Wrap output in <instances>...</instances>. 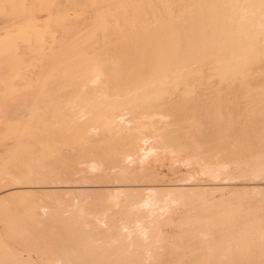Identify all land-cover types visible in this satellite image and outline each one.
Listing matches in <instances>:
<instances>
[{"label":"rangeland","instance_id":"1","mask_svg":"<svg viewBox=\"0 0 264 264\" xmlns=\"http://www.w3.org/2000/svg\"><path fill=\"white\" fill-rule=\"evenodd\" d=\"M6 1L7 0H0V2H4L3 5L0 3V11L3 12L6 9L5 12L0 15V51L5 49V51L3 50L4 52H0V64L3 65H0V83L2 85H0V93L3 89L1 94L2 96L0 98H3L2 100H4L6 105L9 103V101L10 103L8 104V107H1L3 110H8L7 108H9V111H12V115H16L17 112H19L17 115L18 117H23V120H21V124L20 120L14 122L11 120L10 122L12 123H10L9 119L3 120V123H0V156L2 155V158L0 157V264H264V145L261 146V144H264V83L262 86L256 85V82L260 81V79L264 80V78L262 79V76L264 77V73H261L264 72V69H260L263 68L264 65V58H262L263 60H260V56L264 57V54L262 55L264 51L261 50L260 53L257 50L261 44V42L259 43V41H257L258 39L260 40V36H258L260 33H258L257 29L258 24H255V30L254 26L251 25L254 24L249 12L252 0H227V8H229L227 13L230 14L228 18L224 17L221 19L222 23L220 22V27H222L221 29L225 28V30H227L226 32H228L227 36L225 38L221 37L219 41L218 35L215 37L214 41H212V39L209 42L202 41V44L199 43L200 45L198 46L195 42V36L191 39L192 44L194 42V46H196L195 52L191 53L192 55L185 52L184 54L178 55L179 58H177L178 56L174 53V55L167 54L166 56H161L160 58L158 52L153 53V50L148 45L156 41L157 38L152 37L151 35L149 36V34H147L146 28L153 27L152 33H155L160 24H164V26H166L173 23L174 21H177V31L179 33L187 34V32H191V28H185V26L183 27L180 23L182 20H185L188 23L189 21L192 23H198V17L196 16V13H199L200 10L198 11L191 8V3L188 0L182 1L183 4L176 2L178 0H169L170 2H168V0H164L163 5L161 4L162 1L160 0H158V3H155V0H145L144 5L140 4V0H127V2H132H128V5L133 4L132 7L130 6L131 9L129 7L130 11H128V5L125 6L123 10H121V6H118L119 2L124 0H109L108 4H105L104 7L100 5L101 8L99 5L97 7V4H94V6H91L92 4H90L89 7L87 6L88 3H86L85 0H82V3L80 0H75L77 5H75L73 0H60V3L59 0H57V2L56 0H51L48 5L42 1L31 0V2L28 0V2H30L28 3L27 0H23L25 1V4L20 5V9L19 6L17 7L15 5L17 4V0H9L10 2ZM148 1H151L152 5ZM237 1L242 2L244 5L240 2L238 3ZM6 3H10V5H7ZM34 3H36L35 7ZM28 4L29 6L26 8L24 5ZM37 4L38 6L36 8ZM135 4L136 6H134ZM187 4L189 5L187 6ZM49 5H51L52 10L50 9ZM30 6H32L34 10ZM159 6L161 9H159ZM183 6L184 8L186 7L185 11ZM246 6L247 8H245ZM24 7L27 9V11H29V13L32 12L30 16H26V19H23L25 16L23 17V14L19 12ZM38 7L40 8V11L37 10ZM77 7L80 8L78 9ZM155 8L156 10L159 9L160 12H157ZM109 9L113 12L117 11V13L119 11L117 16H120V14L123 12L121 17H116L113 20L116 27L112 25V28L110 26V30H107V33L105 32V37L104 35H100L93 38L91 35H87L92 29L91 25H93L94 20L99 16H106L110 11ZM124 9H126V11ZM149 9L152 11L149 12ZM168 9L170 10V14ZM41 11L43 15L41 14ZM50 12L52 14H49ZM126 14L128 17H126ZM129 14L130 18L132 17V19L129 18ZM170 15L172 16L171 18H169ZM59 18L65 19V27L62 30H52V28H50L51 26L47 28L48 24L46 21H48V19L53 21ZM230 18H232V20ZM8 19H10V21ZM43 19L46 21H43ZM162 19L164 21H162ZM7 20L8 22H6ZM2 21H5L4 23L6 24H4ZM149 21L152 25H150V27L148 25L150 24ZM26 22L30 23L27 25ZM36 22L41 23L42 26L38 23L40 26L35 25V29L34 24H37ZM45 22L47 24L46 26ZM166 22L168 24H166ZM23 23H25L24 26ZM116 23H119L120 26H118ZM224 24L228 28H226ZM18 26H23L24 28L20 27V30L18 29ZM29 26H31V28ZM129 26L138 28V36L136 35L137 37L134 34H130L131 31L129 30ZM246 26L247 28L249 27V30L246 28ZM251 26L253 27L252 29ZM29 28L32 30L30 31ZM34 29L35 31L33 32ZM50 29L51 33L47 31ZM119 29L122 31L120 32ZM154 29H156V31ZM76 32H79L76 37H79L78 39L80 40H74V34ZM228 34L230 36L233 35L231 38L237 36V41L236 37L230 40V38H228L230 37ZM253 34L256 36L254 37ZM129 36L132 37L129 39ZM61 38L65 41H63ZM43 39H45V41ZM103 39L106 40V42L104 40L105 44L103 43ZM228 39L229 42L231 41L233 43H228ZM53 40L56 41L53 42ZM226 40L229 44V47L227 46L228 44L226 43ZM26 41L28 46L25 43ZM28 41L29 43L32 41V43H30L32 46L29 45ZM235 41L237 45L235 44ZM59 42L62 46H59ZM219 42H225L224 44L227 45H224V47H221L220 50H218L220 44ZM115 43H117L116 46ZM213 43L219 44L216 45ZM34 44H37L38 46L35 48ZM121 44L123 46H121ZM254 44H256V51L258 53L255 51V46H253ZM4 45L5 47L7 46L8 49L5 48ZM46 46L48 47L46 48ZM251 46L253 47L252 49ZM263 46L264 43H262L261 49H264ZM18 47L19 49H17ZM32 47L34 49H32ZM38 47H40L42 51L47 49L45 50L47 52L43 51V53H46H44L46 56L41 54L42 52H38V50L40 51ZM28 49H32L31 51L36 53L38 52L42 56L44 55L45 58L36 57L40 55L36 53L33 54V52H30ZM16 50L18 53H14ZM212 50L214 51L211 52ZM221 51L223 53H221ZM250 51L256 52L254 53L255 55L250 54ZM8 52L10 54L12 53L14 58L10 54L9 57L7 54ZM102 52L103 56L101 54ZM200 53L202 54L200 55ZM193 54L195 56L197 54V56L195 57ZM222 54L224 55L223 57L225 60L223 59ZM16 55L17 59H15ZM213 55H215V57L217 56L216 61H212L213 58H215L211 57ZM21 56L23 59L20 58ZM29 56L30 59L28 58ZM52 56L56 58L55 61H52L54 60ZM168 56L172 59L171 64L169 61L171 59ZM192 56H194V58H192ZM24 57L25 59L26 57L28 58L26 59L28 60V63H24L27 65V67L22 64V62H20L26 61ZM84 57L86 59H84ZM187 57L190 58L187 59ZM209 57L210 60L208 61ZM47 58L52 60L49 61ZM182 58L184 60L183 62L181 61ZM158 59L161 60L162 64L161 62L158 63ZM164 59H166L165 61L167 62H164ZM252 59H255L256 61L254 60V62ZM11 60L12 62L15 60L14 62L16 63L17 61L18 63L13 64L14 62L12 63ZM67 61H69L70 64ZM217 61L224 63L221 64ZM44 62L50 63L45 64ZM163 62L165 63L164 65ZM213 62L214 64L207 65ZM35 63L37 65H35ZM173 63L175 66L177 65L176 68ZM198 63L200 64L198 65ZM29 64L32 67H30ZM61 64L62 66H60ZM80 64H82L83 67ZM144 64L146 66H143ZM201 64L204 69H202ZM156 65L160 66L157 67ZM184 65L186 66L183 67ZM220 65L222 66L219 67ZM9 66L11 68L13 67V71H11L12 69ZM21 66H24V68ZM58 66L59 68L56 69ZM109 66L111 68H109ZM215 66L218 67L215 68ZM256 66L259 69L256 68ZM16 67L19 68L17 69ZM54 67L55 70L53 69ZM45 68L49 69L46 70ZM96 68L102 72V77H99V82H94ZM218 68L219 70L216 71ZM19 69L20 73L17 75L16 72H19ZM59 69L60 74L59 71L57 72ZM171 69L174 70L172 71ZM181 69L182 71H178ZM256 69L258 70L256 71ZM199 70L202 73L199 72ZM49 71L52 72L49 73ZM84 71H86L88 74L87 76L84 74ZM190 71H193L192 74ZM235 72H237V74ZM57 73L60 76L56 78ZM61 73L63 76H61ZM195 73L198 74V77ZM11 74H15L17 76L12 75L14 77L13 78L11 77ZM149 74L152 75L149 76ZM48 75L50 78L46 79ZM53 75L55 77L52 79L51 76ZM85 76L87 78H92V81L89 78L88 80ZM191 76H193V78H191ZM66 77L70 79L67 80ZM151 77H153L154 80ZM40 78H42V80ZM55 78L57 80L60 79L58 82H64L58 83L56 82L57 80ZM143 78H146L145 81H143ZM45 79L49 80V82H47V86L50 85L48 90L45 86ZM76 79H79L80 81ZM37 80L39 81V87ZM73 80L75 81L73 82ZM140 80L142 81L139 82ZM165 80L167 82L163 83ZM198 80L203 82H199ZM51 81H54L55 84L53 82L51 83ZM44 82L45 84H43ZM67 82H70V85L67 84ZM75 82L76 85L74 84ZM79 82H81V86H77ZM85 82H87L88 85H86ZM16 83H18V86H16ZM50 83L53 85V87ZM13 84H16L15 90L17 92L13 90L14 86L12 89ZM23 85H25V88H23ZM26 85L28 88H26ZM71 85L75 86H72V88L75 89L70 90ZM139 85H141V87H139ZM54 86H58V89L55 88L58 90L57 92L55 89L51 91ZM62 86H65L64 89H62ZM19 87L24 91H28V94H24V91H22L24 95L20 93L22 94L21 96L18 93L21 90H19ZM132 87H135L136 89L131 90ZM31 88L32 91L30 90ZM40 88L47 91L41 90L42 93L39 95L40 92L37 93V90L40 91ZM106 88L109 89L108 91H111V93H108ZM87 89L89 90L87 91ZM11 91L16 93V96L20 95V99L19 97H15L14 93L13 96V94L10 93ZM43 92H46V94H43ZM76 92L78 93L77 95ZM97 92H99V94ZM7 93H10L11 95H8ZM54 93L57 94L55 95ZM80 93H82L81 95L84 96H81ZM119 93H121L124 97L123 99L126 100V102H124L125 104H123V101H121V103L120 101L117 102V100L115 102L113 101L115 100V98H113L114 96L118 99L117 95ZM36 94L39 95L37 98L38 103V99L43 97V99L40 100L42 104L39 103V106L36 104ZM50 94H54L58 97V99L60 97L62 100L59 99L57 101L56 97L54 101V95H51V97ZM88 94L90 95L87 97ZM94 95L98 96L97 98L99 99H96ZM27 96H29L30 99ZM13 97H15V102ZM24 97L32 101H28L27 99V102ZM72 97H74V100L72 99L71 101L70 98ZM66 99H68V101ZM75 99H77V102ZM81 99L85 100L81 101ZM2 100L0 99V101ZM101 100H103V103L105 101V103L103 104ZM16 102H18V105L20 106H17ZM68 102L70 103L66 104ZM4 103L2 101L1 105H5ZM48 103L51 108L54 107L51 106V103L52 105L53 103L54 105L56 103L58 104H56L57 108H54L56 109L55 112L51 109L52 114L49 111V106L44 109ZM79 103L83 109L78 106ZM111 103L112 106H110ZM34 105L36 109L38 108L37 110L35 109ZM68 105L70 110L72 107H75L71 110L73 113L68 109ZM101 105H103V108ZM24 107L27 108L25 112H23L25 110ZM39 107H42L43 109H39ZM59 107L60 109L63 108L64 111L60 112L61 110ZM111 107H113V109H111ZM66 108L71 114H74L73 117H71L72 115H70L68 111L66 112ZM17 109L19 110L17 111ZM29 109L32 110V113L31 111L29 112ZM176 109L188 111L189 114L187 113L186 115L187 121L186 116L184 119L181 118V116V119H179V117L176 119L174 118L175 121L169 117H164V119L163 117L162 119L159 117L158 119L160 120H158L156 124L157 126L155 125L156 129L154 128L155 126L153 127L150 125L139 130V132H137L138 130H135L131 127L133 125L132 123L128 124L127 121V123L125 122V125L128 124V126L123 125L124 129L120 128V130L118 129L119 131H109L105 130L103 126L101 127L100 122L97 123L98 121L95 120L98 114H108L107 112H109V115H112L120 110H123L122 113H127L131 110L135 113L158 112L164 114L167 113L168 110L176 111ZM33 110L35 114H33ZM41 110H45L44 115H40L43 114V111ZM22 112L25 116L21 115ZM75 112L78 113V115L81 113V116L79 115L78 117ZM27 114L29 116V120L26 116ZM49 114L50 116L52 115L50 117L52 120L49 119V116H47ZM65 114H69L68 116H70V118ZM56 115L61 116L56 117ZM75 115H77V117H75ZM41 116L45 118L48 117V122L44 118H41L45 121H43V123L40 119ZM24 117L27 119H24ZM60 117H62L64 121ZM89 117L90 120H92L90 122ZM57 118H59L61 121L58 122V120H56ZM31 119L35 120L36 124L34 121L32 122ZM77 119H80V124L81 122L84 123L83 125L81 124L84 129L86 128L85 131L83 130L84 133L87 135L90 134V136H93L96 139L93 144L92 142L87 143V141H83L81 139L80 136L83 135L79 134L80 130H73V128H76L78 125ZM85 119L88 121H85ZM259 119L261 120L262 125L260 128L261 132L256 131V124ZM53 120L54 123L56 121L58 124H51V121ZM93 120L95 122H93ZM71 121L75 122L77 125ZM41 123L45 127L47 126V130L44 126L42 128L45 129V133L41 132L43 131L41 130ZM48 123L51 124H49L50 127L48 126ZM23 124L25 126H23ZM30 125H34L36 127H31ZM166 125L167 128L165 127ZM78 126L77 128H79ZM207 126H209V128ZM18 127L20 129H18ZM51 127L53 129L57 128V130H60V132L58 133L56 129L53 130ZM61 127L65 128L64 131L66 132L67 130V133H70L68 130L72 131V133L75 131L73 139H70L72 137L70 134V138H66L69 137V135L64 131H61L63 130ZM26 129L28 131H25ZM31 129L34 130H32V133L30 132ZM209 129L214 131L217 130L215 131V139H217V142L214 140L211 141V137L206 136L207 134L205 132H208ZM35 131L41 133L36 134ZM52 131H56L58 133L56 134L55 132V140L52 138L54 135L52 134ZM158 131L160 132L158 133ZM33 132H35V134ZM46 133H49V137ZM60 133H64L67 136L61 135ZM44 134H46V136ZM59 134L61 135L60 138L57 137ZM86 134H84V136ZM102 134L107 138H103L101 136ZM167 135H173L175 137L174 141L169 142L167 140ZM75 136L77 137L75 138L77 140L74 139ZM45 137L47 139H50L51 137L53 140L50 139V141H48L46 139L45 142ZM63 137L68 140L70 139L72 143H64L65 139H61ZM56 138L59 140V142L56 141ZM80 139L83 143L80 141ZM51 141H53L54 147H50L52 144H50ZM132 143L141 145L145 151H140V154L132 153ZM89 144L92 145L91 149ZM47 147L50 148L48 149ZM151 147L153 148L151 149ZM51 149L52 152H54V155L51 153ZM83 150L94 151V153L92 152V155L95 159L97 158V155L100 154L102 155L105 153L123 151L130 152L131 158L128 161H125L123 158L122 160L124 162L122 161V165L119 164V167H122V169L116 168V171L115 169H111L107 172L108 175L106 174L104 177H107L108 179H102L98 177L102 174L100 172L101 170H98V167H96L95 164L93 165L95 169H93V167H91L92 162L87 166L85 165V168H82L81 165L86 163L84 160L89 159L82 157ZM47 154L54 156L56 159H50L52 156H49V158ZM3 156L5 158H3ZM220 157L223 160V164L221 165L222 167L220 166V171L216 173L211 172L208 168V165L215 163L216 159ZM37 158H39V160ZM81 160L84 161V163H80L79 165L81 169H84L87 175L94 174V178L96 175H98L96 178L98 177L102 180L100 181V179L97 178L99 180L98 181L93 178L95 181H97L95 184L93 183L94 181H92V183H87L86 180L82 182L81 179H79L80 181L76 180L75 182L73 181L75 178L70 181H64L60 178L59 180L58 177H56L58 173L57 171L63 172L65 171L66 167L68 168H66V171L70 170L72 167H77L76 165ZM96 163H98V161ZM123 163H126L127 167ZM120 170H122V173H120ZM83 174L84 173L78 174V176H84ZM10 175L12 176L10 177ZM46 175L48 176V179ZM113 175L116 177L118 175L119 178L115 177V179L113 178ZM49 176L57 178L58 180L54 178H51L50 180ZM6 178L7 181L4 180ZM1 181L3 182L1 183ZM6 182H8V184ZM14 183L15 185H13ZM90 184L93 185L95 189L81 188L84 186H91ZM50 185L58 187L77 186L80 188H73L72 190L70 189L71 191H69L67 194L63 192L60 195H57V193L53 196H49L48 194L42 192V190H48V187H51ZM33 186L36 187L34 188ZM32 189H34V191ZM65 195L69 197V200L64 204L58 203L63 200ZM58 204H60L61 207ZM156 224L158 227L156 226L155 228L156 236L154 237V231L152 227ZM140 225L142 230L140 229ZM42 227L45 228V231Z\"/></svg>","mask_w":264,"mask_h":264},{"label":"bare ground","instance_id":"2","mask_svg":"<svg viewBox=\"0 0 264 264\" xmlns=\"http://www.w3.org/2000/svg\"><path fill=\"white\" fill-rule=\"evenodd\" d=\"M7 1H9V0H7ZM6 1V2H7ZM31 1V0H30ZM37 1H42V2H44V3H47V5L49 4V2L51 1V0H37ZM74 1V3H75V5H77L76 3L77 2H75V0H73ZM77 1V0H76ZM82 0H80V2H81ZM125 1V2H124ZM124 1H121V2H119V7L121 6L122 8H121V10H123V8L125 7V6H127L128 5V2H130V1H128L127 2V0H124ZM160 1H162L161 2V4L163 5V1L164 0H160ZM160 1H159V3H160ZM171 1V0H170ZM169 0H168V2H170ZM182 1H186V0H178V1H176V2H180V3H182ZM190 3H191V8H193V9H195V10H200L199 11V13H196V16L198 17V20H197V22L198 23H192V22H190L189 21V23L188 22H186L185 20H182V22L180 23L183 27L185 26V28H191V32H187V34H181V33H179L177 30H178V27H177V21H174L173 23H171V24H169V25H166V26H164V24L163 25H159V28H157V31H156V29H154L156 32L155 33H152V28H148L147 26L149 25V27H150V25H151V23H150V21H149V23L150 24H145V25H147L146 27V29H147V34H149V36L151 35L152 37H155V38H157V40L156 41H154V42H152V43H150V45H148L152 50H153V53H157L158 52V54L160 55L159 56V58L162 56V57H164V56H166L167 54L168 55H171V54H176L177 56L178 55H181V54H184L185 52L187 53V54H191V53H194L195 52V49H196V46H194V42H193V44H192V41H191V39L192 38H194L195 36H196V40H195V42H196V44H197V46L198 45H200V44H202V41H210L211 39H212V41H214L215 40V37L216 36H218L219 35V41H220V39H221V37L222 38H225L226 36H227V33L228 32H226L227 30H225V28L224 29H221L222 27H220L221 26V19L222 18H224V17H226V18H228V16H229V14L230 13H227L229 10V8H227V5H228V3H227V0H188ZM230 1V0H229ZM228 1V2H229ZM232 1V0H231ZM10 2V1H9ZM27 2H28V0H27ZM26 2V3H27ZM32 2V1H31ZM56 2H57V0H56ZM55 2V3H56ZM85 2L86 3H88V5L87 6H89L90 4H92L91 6H94V4H97V7H98V5L100 6V5H102L103 7H104V5L105 4H108V2H109V0H85ZM149 3H151V1H148ZM167 2V1H166ZM238 2V1H237ZM240 2V1H239ZM238 2V3H239ZM251 2V1H250ZM0 3H2V5H3V3L4 2H0ZM17 4H15L17 7L19 6V9H20V5H23V4H25V1H23V0H17V2H16ZM28 3H30V2H28ZM59 3H60V0H59ZM78 3H79V1H78ZM82 3V2H81ZM85 3V4H86ZM130 3H132V2H130ZM129 3V4H130ZM144 3H145V0H140V4H143L144 5ZM147 3V2H146ZM155 3H158V0H155ZM240 3H242V2H240ZM7 4V3H6ZM9 5H10V3H8ZM7 4V5H8ZM35 4L36 3H34V7H35ZM80 4V3H79ZM79 4H78V6H79ZM110 4V3H109ZM111 4H113V3H111ZM183 4V3H182ZM243 4V3H242ZM1 5V6H2ZM31 5V4H30ZM114 5V4H113ZM151 5H152V3H151ZM161 5V6H162ZM167 5V4H166ZM178 5V4H177ZM180 5V4H179ZM189 4H187V6H188ZM244 5V4H243ZM26 8H28L27 6H29V4L28 5H24ZM37 6H38V4L36 5V8H37ZM40 6V5H39ZM55 6V5H54ZM80 6H81V4H80ZM96 6V5H95ZM114 6H116V5H114ZM117 6V7H118ZM132 7L133 6V4L132 5H128V11H130L129 10V7ZM134 6H136V4L134 5ZM139 6V5H138ZM153 6H154V4H153ZM180 6H182V5H180ZM179 6V7H180ZM25 7L24 8H22L19 12H21L23 15V19H26L28 16H30L31 15V13H29V11H27V9H25ZM30 7H32V6H30ZM49 7H50V9H51V5H49ZM48 7V8H49ZM53 7V6H52ZM82 7V6H81ZM90 7V6H89ZM97 7H96V9H97ZM105 7H107V6H105ZM108 7H109V5H108ZM118 7V8H119ZM131 7H130V9H131ZM163 7H166V6H163ZM171 7V6H170ZM176 7V6H175ZM240 7V6H239ZM33 8V7H32ZM36 8H35V10H36ZM54 8V7H53ZM55 8H57V7H55ZM78 8V7H77ZM80 8V7H79ZM78 8V9H79ZM84 8V7H83ZM100 8H101V6H100ZM148 8V7H147ZM146 8V9H147ZM183 8H184V6H183ZM182 8V9H183ZM235 8H236V5H235ZM245 8H247V6L245 7ZM4 9V8H3ZM2 9V10H3ZM40 8L38 7V9L37 10H39ZM46 9V8H45ZM85 9V8H84ZM90 9H92V8H90ZM153 9V8H152ZM159 9H161V7L159 6ZM159 9L158 10H156V8H155V10L158 12L159 11ZM169 9H171V8H169ZM168 9V10H169ZM181 9V10H182ZM185 9H186V7L184 8V11H185ZM1 10V9H0ZM6 10V9H5ZM5 10L3 11V12H5ZM32 10V9H31ZM33 10H34V8H33ZM42 10V9H41ZM52 10V9H51ZM54 10V9H53ZM56 10H58V9H56ZM67 10V9H66ZM74 10H75V8H74ZM108 10V9H107ZM110 10V9H109ZM120 10V9H119ZM125 11H126V9H124ZM132 10H133V8H132ZM239 10V9H238ZM40 11V10H39ZM39 11H38V14H39ZM59 11V10H58ZM63 11V10H62ZM135 11V10H134ZM146 11V10H145ZM149 12L150 11H152L151 9H149L148 10ZM155 11V12H156ZM197 11V12H198ZM245 11V10H244ZM247 11V10H246ZM1 12V11H0ZM3 12H1V14L0 15H2V13ZM47 12H48V9H47ZM53 12V11H52ZM133 12V11H132ZM154 12V13H155ZM160 12V11H159ZM234 12V11H233ZM249 12H250V14H248V15H250V17H251V19H252V21H253V23L254 24H251V25H253L254 26V30L256 29V27H255V24H258L257 26V29H258V33H260V35H258V36H260V40L258 39L257 41H259V43L261 42V44L259 45L260 47L258 48V46H257V50L260 52L261 50H263L264 51V49H261V45H262V43H264V0H252V3H251V6H250V8H249ZM248 12V13H249ZM20 13V14H21ZM105 13V12H104ZM125 13V12H124ZM128 13V12H127ZM136 13V12H135ZM145 13V12H144ZM168 13V12H167ZM178 13V12H177ZM180 13V12H179ZM243 13V12H242ZM247 13V12H246ZM245 13V14H246ZM7 14V13H6ZM37 14V15H38ZM41 14H42V11H41ZM48 14V13H47ZM49 14H52L51 12L49 13ZM119 14V11H118V13H117V11L116 12H113L112 10H110L109 11V13L105 16V15H103V16H99L97 19H95L94 20V22H93V25H91L92 26V29L88 32V34L87 35H91V37H93V38H95V37H97V36H100V35H104V37H105V34L107 33L106 31L107 30H110V26L113 28V26L114 27H116L114 24V19L117 17H121V15L123 14V12H122V14H120V16H117ZM133 14V13H132ZM146 14V13H145ZM148 14V13H147ZM151 14V13H150ZM157 14V13H156ZM160 14V13H159ZM169 14H170V10H169ZM181 14V13H180ZM198 14V15H197ZM244 14V15H245ZM3 15H5V14H3ZM43 15V14H42ZM41 15V16H42ZM127 15V14H126ZM172 15H174V14H172ZM247 15V14H246ZM19 16H21V15H19ZM27 16V17H26ZM45 16V15H44ZM125 16V15H124ZM135 16V15H134ZM144 16H146V15H144ZM149 16V15H148ZM151 16H153V15H151ZM162 16V15H161ZM1 17V16H0ZM13 17V16H12ZM16 17H18V16H16ZM37 17H39V16H37ZM126 17H128V15L126 16ZM172 16L170 15V17L169 18H171ZM243 17H245V16H243ZM14 18V17H13ZM32 18V17H31ZM31 18H29V19H31ZM129 18H130V14H129ZM144 18V17H143ZM149 18V17H148ZM155 18V17H154ZM183 18V17H182ZM19 19H21V18H19ZM18 19V20H19ZM39 19V18H38ZM46 19V18H45ZM45 19H43V21H46ZM52 19V18H51ZM51 19H48V21H46L47 22V24H46V22H45V26L47 25V28H49L50 26V28H52V30L53 29H55V30H58V31H60V30H62L65 26V19H63V18H59V19H55V20H53V21H50ZM121 19V18H120ZM123 19V18H122ZM126 19V18H125ZM130 19H132V17L130 18ZM135 19V18H134ZM147 19V18H146ZM231 20H232V18H230ZM246 19V18H245ZM9 21H10V19H8ZM8 20L6 21V22H8ZM14 20V19H13ZM13 20H12V22H13ZM32 20V19H31ZM34 20V19H33ZM119 20V19H118ZM149 20V19H148ZM154 20V19H153ZM228 20V19H227ZM15 21V20H14ZM17 21V20H16ZM37 21H40V20H37ZM43 21H42V23H43ZM116 21V20H115ZM129 21V20H128ZM143 21H144V19H143ZM162 21H164L163 19H162ZM235 21H236V18H235ZM234 21V22H235ZM250 21V20H249ZM3 22V21H2ZM5 22V21H4ZM3 22V23H4ZM119 22V21H118ZM221 22V23H220ZM225 22V21H224ZM223 22V23H224ZM251 22V21H250ZM256 22V23H255ZM3 23H1V24H3ZM27 23V22H26ZM30 23V22H29ZM29 23H27V25L29 24ZM37 23V22H36ZM39 23V22H38ZM34 24V26L35 25H39V24H41V23H39V24ZM133 23V22H132ZM134 23H135V20H134ZM133 23V24H134ZM146 23V22H145ZM4 24H6V23H4ZM15 24V23H14ZM33 24V23H32ZM32 24H30V25H32ZM117 24V23H116ZM131 24V23H130ZM133 24H132V26H133ZM166 24H168L167 22H166ZM231 24V23H230ZM230 24H228V25H230ZM25 25V23H23V26ZM26 25V26H27ZM113 25V26H112ZM118 26H120L119 25V23L117 24ZM155 25V24H154ZM226 25H227V23H226ZM23 26H20L21 28L23 27ZM40 26V25H39ZM38 26V27H39ZM41 26H42V24H41ZM136 26V25H135ZM140 26V25H139ZM152 26V25H151ZM158 26V25H157ZM180 26V25H179ZM224 26H225V24H224ZM19 27V26H18ZM20 27L18 28V29H20ZM30 28H31V26H29ZM33 27V26H32ZM67 27V26H66ZM130 27V26H129ZM182 27V28H183ZM226 27V26H225ZM231 27H232V25H231ZM24 28V27H23ZM29 28V30L31 31L32 29H30ZM180 28V27H179ZM226 28H228V27H226ZM233 28V27H232ZM246 28H247V26H246ZM249 28V27H248ZM247 28V29H248ZM253 27L251 26V29H252ZM35 29H36V26H35ZM35 29L33 30V32L35 31ZM231 29V28H230ZM2 30V29H1ZM14 30V29H13ZM21 30V29H20ZM26 30V29H25ZM67 30V29H66ZM68 30H69V28H68ZM115 30V29H114ZM120 30V29H119ZM129 30L131 31V33L130 34H134L135 36L137 35L138 36V28H136V27H130L129 28ZM233 30V29H232ZM249 30V29H248ZM49 33H51L50 31H51V29L50 30H47ZM64 31V30H63ZM122 30H120V32H121ZM9 32V31H8ZM71 32V31H70ZM106 32V33H105ZM146 32V31H145ZM183 32V31H182ZM247 32V31H246ZM4 33V32H3ZM57 33V32H56ZM79 32H76L75 34H74V40L76 39V40H80V39H78L79 37H76V35L78 34ZM109 33V32H108ZM128 33V32H127ZM143 33H144V31H143ZM229 33H230V31H229ZM250 33V32H249ZM2 34V33H1ZM60 34V33H59ZM126 34V33H125ZM231 34V33H230ZM257 34V33H256ZM31 35H32V33H31ZM129 35V34H128ZM229 35V34H228ZM234 35H235V33H234ZM249 35V34H248ZM24 36H26V35H24ZM83 36H85V35H83ZM136 36V37H137ZM230 36V35H229ZM231 36H233V35H231ZM231 36L230 37H228V38H230V40H232V38H231ZM253 36L255 37L256 35H254L253 34ZM109 37H111V36H109ZM130 37H132V36H129V39H130ZM236 37V41H237V36H234V38ZM262 37V38H261ZM47 38V37H46ZM57 38H58V36H57ZM233 38V39H234ZM249 38V37H248ZM28 39V38H27ZM62 39V38H61ZM60 39V40H61ZM132 39V38H131ZM138 39V38H137ZM250 39V38H249ZM255 39V38H254ZM253 39V40H254ZM4 40V39H3ZM33 40V39H32ZM44 41H45V39H43ZM63 40V39H62ZM68 40V39H67ZM70 40V39H69ZM104 40L105 39H103V43H104ZM120 40V39H119ZM194 40V39H193ZM225 40V39H224ZM224 40H222V41H224ZM0 41H1V39H0ZM43 41V42H44ZM54 41H56V40H53V42ZM63 41H65V40H63ZM63 41H62V43H63ZM111 41V40H110ZM201 41V42H200ZM221 41V42H222ZM236 41H235V44L237 45V43H236ZM68 42V41H67ZM79 42V41H78ZM105 42H106V40H105ZM116 42V41H115ZM125 42V41H124ZM131 42V41H130ZM255 42V41H254ZM26 43V45H27V41L25 42ZM28 43H29V41H28ZM30 43H32V41L30 42ZM30 43H29V45H30ZM47 43V42H46ZM52 43V42H51ZM56 43V42H55ZM54 43V44H55ZM60 43V42H59ZM117 43H119V42H117ZM117 43H115V46H116V44ZM132 43V42H131ZM200 43V44H199ZM220 43V42H219ZM219 43H217V44H219ZM225 43V42H224ZM224 43H220L219 44V49L218 50H220V48L221 47H224ZM226 43H227V40H226ZM228 43H233V42H229V39H228ZM227 43V44H228ZM9 44H10V42H9ZM48 44H49V42H48ZM65 44V43H64ZM63 44V45H64ZM70 44V43H69ZM72 44V43H71ZM105 44V43H104ZM103 44V45H104ZM195 44V45H196ZM208 44V43H207ZM213 44H216V43H213ZM216 44V45H217ZM226 44V45H227ZM250 44V43H249ZM8 45V44H7ZM40 45V44H39ZM51 45V44H50ZM61 45V43L59 44V46ZM133 45V44H132ZM135 45H136V43H135ZM225 45V46H226ZM28 46V45H27ZM26 46V47H27ZM30 46H32V45H30ZM36 46H38L37 44L35 45L34 44V47L36 48ZM54 46V45H53ZM62 46V45H61ZM69 46V45H68ZM79 46V45H78ZM118 46V45H117ZM121 46H123L122 44H121ZM213 47H215L214 45H212ZM228 47H229V44L227 45ZM250 46V45H249ZM253 46H255V51H256V44H254ZM4 47H5V45H4ZM48 46H46V48H47ZM74 47V46H73ZM93 47V46H92ZM112 47H114V46H112ZM128 47V46H127ZM200 47V46H199ZM205 47V46H204ZM208 47V46H207ZM238 47V46H237ZM264 47V46H263ZM0 48H1V46H0ZM5 48H7L8 49V47L6 46ZM39 49H40V51L38 50V52H42L41 54H44L45 52H47V51H45V50H47V49H45V50H43V51H45L44 53H43V51L41 50V48L40 47H38ZM55 48H56V46H55ZM62 48V47H61ZM79 48V47H78ZM98 48H99V46H98ZM105 48H107V47H105ZM104 48V49H105ZM217 48V47H216ZM216 48H214V49H216ZM253 47L251 46V49H252ZM6 49V50H7ZM12 49V48H11ZM17 49H19V47L17 48ZM32 49H34L33 47H32ZM31 49V50H32ZM65 49V48H64ZM63 49V50H64ZM76 49V48H75ZM92 49V48H91ZM208 49H209V47H208ZM224 49V48H223ZM228 49V48H227ZM4 51H5V49H3ZM3 50H1L0 52H2ZM29 50V49H28ZM28 50H26V51H28ZM31 50H29L30 52H33V51H31ZM106 50V49H105ZM200 50V49H199ZM217 50V49H216ZM232 50V49H231ZM3 51V52H4ZM35 51V50H34ZM60 51V50H59ZM74 51V50H73ZM92 51V50H91ZM96 51V50H95ZM94 51V52H95ZM102 51H104V50H102ZM114 51V50H113ZM207 51H209V50H207ZM214 50H212L211 52H213ZM226 51H228V50H226ZM235 51V50H234ZM7 52V51H6ZM5 52V53H6ZM17 52V50L14 52V53H16ZM36 53V52H33V54L34 53H36V54H39L40 55V53ZM80 52V51H79ZM112 52V51H111ZM131 52V51H130ZM196 52H198V51H196ZM251 52V51H250ZM257 52V51H256ZM256 52H251L250 54H254V53H256ZM18 53V52H17ZM24 53H25V51H24ZM28 53V52H27ZM56 53H59V52H56ZM97 53V52H96ZM100 53V52H99ZM206 53V52H205ZM221 53H223L222 51H221ZM233 53H235V52H233ZM258 53V52H257ZM261 53V52H260ZM1 54V53H0ZM2 54H4V53H2ZM8 55L10 54L9 52L7 53ZM20 54V53H19ZM29 54V53H28ZM32 54V55H33ZM36 54H35V56H36ZM46 54V53H45ZM44 54V55H45ZM80 54V53H79ZM102 54V56H103V52L101 53ZM109 54V53H108ZM173 54V55H174ZM202 53H200V55H201ZM216 54V53H215ZM248 54V53H247ZM264 54V52L262 53V55ZM7 55V56H8ZM10 55H12V53L10 54ZM10 55H9V57H10ZM15 55V54H14ZM24 55V54H23ZM44 55L42 56V55H40V56H36V57H44ZM48 55H49V53H48ZM84 55V54H83ZM107 55V54H106ZM192 55V54H191ZM194 55V54H193ZM199 55V54H198ZM204 55V54H203ZM207 55V54H206ZM230 55V54H229ZM255 55V54H254ZM253 55V56H254ZM261 55V54H260ZM13 56V55H12ZM11 56V57H12ZM24 56H26V55H24ZM28 56V55H27ZM46 56V55H45ZM51 56V55H50ZM88 56V55H87ZM90 56V55H89ZM101 56V57H102ZM195 56V55H194ZM194 56H192V58H194ZM196 56H197V54H196ZM195 56V57H196ZM224 55L222 54V57H223ZM232 56V55H231ZM231 56H229V57H231ZM249 56V55H248ZM53 57V59L54 60H52V59H50V60H52V61H55V59L56 58H54V56H52ZM64 57H66V56H64ZM81 57V56H80ZM169 57V56H168ZM174 57H176V56H174ZM204 57V56H203ZM208 57V56H207ZM211 57H215V55H213V56H211ZM220 57H221V55H220ZM219 57V58H220ZM227 57V56H226ZM233 57V56H232ZM242 57V56H241ZM261 57V59L260 60H263L262 58H264V57H262V56H260ZM13 58H14V56H13ZM12 58V59H13ZM19 58V57H18ZM20 58H22L23 59V57L21 56ZM29 59H30V56L28 57ZM27 57H26V59H28ZM45 58V57H44ZM44 58H42V59H44ZM98 58H100V57H98ZM109 58V57H108ZM142 58V57H141ZM166 58V57H165ZM170 58V57H169ZM177 58H179V56L177 57ZM190 58V57H189ZM188 57H187V59H189ZM217 56L215 57V58H213V60L212 61H216L217 59ZM253 58V57H252ZM11 59V58H10ZM15 59H17V55L15 56ZM24 59H25V57H24ZM25 59V60H26ZM36 59H38V58H36ZM42 59H41V61H42ZM48 60H49V58H47ZM66 59V58H65ZM75 59V58H74ZM80 59V58H79ZM84 59H86L85 57H84ZM101 59V58H100ZM162 59V58H161ZM171 59V58H170ZM175 59V58H174ZM187 59H185V60H187ZM198 59V58H197ZM205 59H207V58H205ZM223 59H224V57H223ZM232 59V58H231ZM230 59V60H231ZM238 59H240V58H238ZM33 60V59H32ZM31 60V61H32ZM39 60V59H38ZM49 60V61H50ZM71 60V59H70ZM90 60V59H89ZM88 60V61H89ZM166 59H164L163 61L164 62H167V61H165ZM168 60V59H167ZM176 60V59H175ZM179 60V59H178ZM195 60V59H194ZM210 60V57H209V59H208V61ZM225 60V59H224ZM244 60V59H243ZM242 60V61H243ZM253 60V59H252ZM255 60V59H254ZM253 60V61H254ZM256 60H257V58H256ZM255 60V61H256ZM2 61V60H1ZM15 61V60H14ZM13 61V62H14ZM45 61V60H44ZM82 61V60H81ZM87 61V62H88ZM102 61V60H101ZM170 61V64H171V62H172V59L171 60H169ZM182 62L184 61L183 60V58H182V60H181ZM193 61V60H192ZM196 61V60H195ZM200 61H201V59H200ZM254 61V62H255ZM11 62H12V60H11ZM12 62V63H13ZM20 62H22V64H26V63H28V60H26L25 62L24 61H20ZM19 62V63H20ZM67 62H69V61H67ZM66 62V63H67ZM78 62V61H77ZM128 62V61H127ZM159 62H161V60H159L158 59V63ZM163 62V65L165 64ZM176 62V61H175ZM188 62V61H187ZM187 62H185V63H187ZM217 62H219V61H217ZM227 62V61H226ZM237 62V61H236ZM244 62V61H243ZM252 62V61H251ZM258 62V61H257ZM6 63V62H5ZM16 63H18L17 61H16ZM15 62L13 63V64H16ZM45 63V62H44ZM48 63H50V62H48ZM48 63H45V64H48ZM54 63V62H53ZM65 63V62H64ZM194 63V62H193ZM206 63V62H205ZM205 63H204V65H205ZM208 63V62H207ZM219 63H221V62H219ZM224 62H222L221 64H223ZM250 63V62H249ZM259 63H260V61H259ZM24 64V65H25ZM43 64V63H42ZM68 64V63H67ZM66 64V65H67ZM69 64H70V62H69ZM161 64H162V62H161ZM169 64V65H170ZM184 64V63H183ZM200 63H198V65H199ZM203 64V63H202ZM202 64H201V66H202ZM210 64H214V62L213 63H209V64H207V65H210ZM258 64V63H257ZM257 64H255V65H257ZM0 65H2V64H0ZM35 65H37L36 63H35ZM80 65H82V64H80ZM110 65V64H109ZM124 65V64H123ZM173 65H174V63H173ZM192 65V64H191ZM194 65H195V63H194ZM227 65H228V63H227ZM3 66V65H2ZM11 66V65H10ZM9 66V67H10ZM26 67H27V65H25ZM29 66H30V64H29ZM53 66V65H52ZM60 66H62V64L60 65ZM63 66H64V64H63ZM143 66H146L145 64L143 65ZM157 67L158 66H160V65H156ZM175 66V65H174ZM174 66H172V67H174ZM177 66V65H176ZM176 66H175V68H176ZM181 66V65H180ZM180 66H178V67H180ZM186 65H184L183 67H185ZM206 66V65H205ZM222 65H220L219 67H221ZM20 67V66H19ZM19 67H16L17 69L19 68ZM21 67H23L24 68V66H21ZM30 67H32V66H30ZM29 67V68H30ZM35 67V66H34ZM74 67V66H73ZM82 67H83V65H82ZM198 67H200V66H198ZM211 67V66H210ZM216 67H218V66H215V68ZM225 67V66H224ZM1 68V67H0ZM11 68V67H10ZM13 68V67H12ZM11 68V69H12ZM16 68H14V69H16ZM28 68V69H29ZM57 68H59V66L58 67H56V69ZM61 68H63V67H61ZM89 68H90V66H89ZM109 68H111L110 66H109ZM155 68V67H154ZM153 68V69H154ZM213 69H215L214 67H212ZM256 68H258L257 66H256ZM3 69H5V68H3ZM10 69V70H11ZM46 69V68H45ZM47 69H49V68H47ZM46 69V70H47ZM51 69V68H50ZM54 70H55V67L53 68ZM72 69V68H71ZM81 69V68H80ZM92 69H93V67H92ZM182 69H184V68H182ZM182 69L181 70H178V71H182ZM201 69V68H200ZM202 69H204L203 68V66H202ZM202 69H201V71H202ZM212 69V70H213ZM225 69V68H224ZM259 69V68H258ZM258 69H256V71L258 70ZM260 69H264V65H263V68H260ZM2 70V69H1ZM6 70V69H5ZM4 70V71H5ZM24 70H26V69H24ZM85 70H88V69H85ZM169 70V69H168ZM172 70V69H171ZM174 70V69H173ZM172 70V71H173ZM219 70V68L216 70V71H218ZM11 71H13V69L11 70ZM14 71H16V70H14ZM53 71V70H52ZM52 71H49V73L50 72H52ZM59 71V74H60V69L59 70H57V72ZM68 71H70V70H68ZM91 71V70H90ZM131 71H133V70H131ZM152 71V70H151ZM171 71V72H172ZM197 71V70H196ZM200 70H199V72H201ZM204 71V70H203ZM209 71V70H208ZM226 71V70H225ZM228 71H230V70H228ZM227 71V72H228ZM235 71V70H234ZM255 71V72H256ZM260 71V70H259ZM21 72H22V70H21ZM24 72V71H23ZM31 72V71H30ZM36 72V71H35ZM46 72V71H45ZM55 72V71H54ZM66 72V71H65ZM65 72H64V74H65ZM74 72V71H73ZM89 72V71H88ZM189 72V71H188ZM191 72V74H192V72L193 71H190ZM210 72V71H209ZM211 72H214V71H211ZM232 72V71H231ZM0 73H1V71H0ZM14 73V72H13ZM18 73H20V69H19V72H16V74L18 75ZM33 73V72H32ZM31 73V74H32ZM63 73V72H62ZM62 73H61V76H63L62 75ZM67 73V72H66ZM90 73H92V72H90ZM119 73V72H118ZM163 73H165V72H163ZM176 73H178V72H176ZM186 73V72H185ZM184 73V74H185ZM197 73V72H196ZM195 73V74H196ZM202 73V72H201ZM200 73V74H201ZM229 73V72H228ZM236 74H237V72H235ZM253 73H254V71H253ZM252 73V74H253ZM262 74L264 73V72H261ZM3 74V73H2ZM7 74V73H6ZM47 74V73H46ZM45 74V75H46ZM84 74H86V76L88 75L87 73H86V71H84ZM101 74H102V72H100V70H98L97 68H96V70H95V80H94V82H99L100 81V79H99V77L101 76ZM160 74V73H159ZM187 74H189V73H187ZM227 74V73H226ZM255 74V73H254ZM257 74V73H256ZM1 75V74H0ZM9 75V74H8ZM7 75V76H8ZM15 75V74H11V77H13V76ZM17 75H15V76H17ZM44 75V76H45ZM52 75V74H51ZM119 75V74H118ZM150 75H152V74H149V76ZM169 75V74H168ZM171 75V74H170ZM180 75H181V73H180ZM190 75V74H189ZM58 76H60V75H58V73H57V76H56V78L58 77ZM70 76V75H69ZM68 76V77H69ZM85 76V77H86ZM91 77H93L92 75H90ZM130 76V75H129ZM141 76H142V74H141ZM149 76H147V77H149ZM164 76H166V75H164ZM194 76V75H193ZM193 76H191V78H193ZM196 76L198 77V74H196ZM227 76V75H226ZM225 76V77H226ZM249 76V75H248ZM252 76H254V75H252ZM251 76V77H252ZM257 76H258V74H257ZM55 76L53 75V76H51V78L53 79ZM68 77H66L67 78V80H69L68 79ZM102 77V76H101ZM136 77V76H135ZM186 77L188 78V76L186 75ZM185 77V78H186ZM228 77V76H227ZM230 77V76H229ZM250 77V78H251ZM256 77V76H255ZM259 77V76H258ZM14 78V77H13ZM43 78V77H42ZM42 78H40L41 80H42ZM47 78H50L49 77V75H48V77H46V79ZM55 78V79H56ZM72 79H74L73 77H71ZM87 78V77H86ZM91 81H92V78H90V77H88ZM87 78V79H88ZM151 78H153V77H151ZM190 78V77H189ZM195 78V77H194ZM201 78V77H200ZM199 78V79H200ZM202 78H204V77H202ZM254 78V77H253ZM252 78V79H253ZM264 77L262 76V79H263ZM12 79V78H11ZM11 79H10V81H11ZM15 79H16V77H15ZM45 79V81H46V89L48 90V88L50 87V85L49 86H47V82H49V80H46ZM62 79V78H61ZM71 79V80H72ZM81 79V78H80ZM83 79V78H82ZM85 79V78H84ZM88 79V80H89ZM126 79V78H125ZM135 79H137V78H135ZM144 79V78H143ZM142 79V80H143ZM146 79V78H145ZM145 79L143 80V81H145ZM148 79V78H147ZM167 79V78H166ZM206 79V78H205ZM7 80V79H6ZM13 80V79H12ZM33 80V79H32ZM36 80V79H35ZM51 80V79H50ZM57 80V79H56ZM58 80H60V79H58ZM58 80L56 81V82H58ZM63 80H65V79H63ZM67 80H65V81H67ZM76 80H79V79H76ZM102 80V79H101ZM138 80V79H137ZM142 80H140L139 82H141ZM153 80H154V78H153ZM168 80V79H167ZM227 80V79H226ZM251 80V79H250ZM249 80V81H250ZM257 80H258V78H257ZM15 81V80H14ZM31 81V80H30ZM75 80H73V82H74ZM80 81V80H79ZM85 81H86V79H85ZM199 82L201 81V80H198ZM6 82V81H5ZM13 82V81H12ZM12 82H11V84H12ZM37 82H38V87H39V81L37 80ZM42 82V81H41ZM54 83L55 84V82L54 81H51V83ZM60 83H62V82H64V81H59ZM58 82V83H59ZM70 82H72V81H70ZM70 82L68 83L67 82V84H69L70 85ZM163 82V81H162ZM167 81L165 80V82H163V83H166ZM201 82H203V81H201ZM213 82V81H212ZM6 83H8V82H6ZM15 83V82H14ZM36 83V82H35ZM50 83V84H51ZM66 83V82H65ZM84 83V82H83ZM86 83V85H88V83L87 82H85ZM102 83H103V81H102ZM150 83V82H149ZM148 83V84H149ZM152 83V82H151ZM160 83V82H159ZM204 83H205V81H204ZM263 83H264V80H261L260 79V81H258V82H256V85L257 86H262L263 85ZM9 84V83H8ZM17 84V85H16ZM16 84H13L12 85V89H13V86H14V89L13 90H15V85L16 86H18V83H16ZM43 84H45V82L43 83ZM67 84H65V85H67ZM75 85H76V82L74 83ZM80 84V85H79ZM79 84H77V86H81V82H79ZM138 84V83H137ZM140 84V83H139ZM154 84V83H153ZM0 85H1V83H0ZM27 85H29V84H27ZM27 85H26V88H28L27 87ZM36 85V84H35ZM52 85V84H51ZM58 85V84H57ZM61 85H63V84H61ZM108 85V84H107ZM202 85H203V83H202ZM205 85V84H204ZM209 85V84H208ZM2 86V85H1ZM11 86V85H10ZM24 86V87H23ZM22 87L23 88H25V85H23ZM42 86V85H41ZM45 86H44V88H45ZM72 86L73 85H71V89L70 90H72V89H75V88H72ZM76 86V87H77ZM99 86V85H98ZM131 86V85H130ZM135 86V85H134ZM256 86V87H257ZM33 87V86H32ZM52 87H53V85H52ZM58 86H54V88H52V90L51 91H53V89H55V88H57ZM63 87V86H62ZM65 87V86H64ZM64 87L62 88V89H64ZM73 87H75V86H73ZM83 87V86H82ZM99 87H101V86H99ZM105 87V86H104ZM139 87H141V85H139ZM234 87H235V85H234ZM4 88V87H3ZM30 88V87H29ZM36 88V87H35ZM34 88V89H35ZM43 88V87H42ZM61 88V87H60ZM67 88V87H66ZM65 88V89H66ZM262 88V87H261ZM0 89H1V87H0ZM7 89V88H6ZM6 89H5V91H6ZM10 89V88H9ZM18 89V88H17ZM21 88L19 87V90H20ZM37 89V88H36ZM58 89V88H57ZM62 89H61V91H62ZM107 89V88H106ZM133 89H136L135 87L133 88L132 87V89L131 90H133ZM18 90V91H19ZM31 91H32V88L30 89ZM30 90H29V92H30ZM41 90L42 91H47V90H43V89H41L40 88V91H38L37 90V93H39V95H41ZM56 90V89H55ZM55 90H54V92H55ZM60 90V89H59ZM67 90H69V89H67ZM66 90V91H67ZM79 90V89H78ZM81 90V89H80ZM89 89H87V91H88ZM97 90V89H96ZM109 89H107V91H108ZM130 90V91H131ZM206 90V89H205ZM204 90V91H205ZM22 91H24L23 89H21L20 90V92H18L19 94L20 93H22ZM58 90H56V92H57ZM65 91V92H66ZM86 91V90H85ZM84 91V92H85ZM106 91V90H105ZM126 91V90H125ZM130 91H129V93H130ZM2 92H3V89H2ZM2 92L0 93V97L2 96L1 94H2ZM7 92H8V90H7ZM15 92H17L16 90H15ZM25 92H27V93H25ZM78 92V91H77ZM76 92V95L78 94ZM82 92V91H81ZM6 93V92H5ZM10 93H14V92H10ZM9 93V94H10ZM32 93V92H31ZM30 93V94H31ZM46 94V92H43V94ZM49 93V92H48ZM51 93V92H50ZM58 93H61V92H58ZM62 93H64V92H62ZM74 93H75V90H74ZM98 94H99V92H97ZM96 93V94H97ZM108 93H111V91L109 92L108 91ZM8 94V93H7ZM6 94V95H7ZM8 94V95H9ZM15 94V97H19V99H20V95L22 96V94H20L19 96L17 95L16 96V93H14ZM14 94H13V96H14ZM24 94H28V91H24ZM23 94V95H24ZM55 94V93H54ZM53 94V95H54ZM57 94V93H56ZM55 94V95H56ZM82 93H80V95H81ZM4 95V94H3ZM11 95V94H10ZM31 95H33V94H31ZM31 95H29V96H31ZM39 95H37L36 94V102H37V98L39 97ZM48 95V94H47ZM47 95H46V97H47ZM52 94H50V96H51ZM52 95V96H53ZM54 95V97H53V100L57 97V96H55ZM86 95V94H85ZM90 94H88L87 95V97L89 96ZM91 95H93V94H91ZM105 95H107V94H105ZM111 95V94H110ZM128 95V94H127ZM126 95V96H127ZM29 96H27L28 98H29ZM43 96V95H42ZM49 96V97H50ZM51 96V97H52ZM68 96V95H67ZM71 96H73V95H71ZM81 96H84V95H81ZM95 97H96V99H99V98H97L98 96H96V95H94ZM108 96V95H107ZM118 99H117V97H113V98H115V100H113L114 102L117 100V102L118 101H120V103H121V101H123V104H125L124 102H126V100L125 99H123L124 97H123V95L121 94V93H119L118 95ZM125 96V95H124ZM15 97H13L14 98V102H15ZM44 97H45V95H44ZM78 97H79V95H78ZM77 97V98H78ZM91 97V96H90ZM101 97V96H100ZM110 97V96H109ZM6 98V97H5ZM4 98V99H5ZM8 98V97H7ZM13 98H12V100H13ZM25 99H26V97H24ZM27 98V99H28ZM65 98H68V97H65ZM74 97H72V98H70L71 99V101H72V99H73ZM80 98V97H79ZM102 98V97H101ZM112 98V97H111ZM112 98V99H113ZM127 98V97H126ZM1 100L3 99V98H0ZM9 99H10V97H9ZM25 99H23V100H25ZM27 99H26V101H27ZM30 99V98H29ZM28 99V101H32V100H29ZM43 99V97L42 98H40V99H38L39 100V103H41V101L40 100H42ZM59 99H61L62 100V98H60L59 97ZM58 99V97H57V101L59 100ZM85 99H86V96H85ZM85 99H83V100H85ZM103 99H104V97H103ZM128 99V98H127ZM5 100H7V99H5ZM11 100V101H12ZM34 100H35V98H34ZM33 100V101H34ZM44 100H47V99H44ZM49 100V99H48ZM67 101H68V99H66ZM74 100V99H73ZM76 100V102H77V99H75ZM82 99H81V101H83ZM88 100H89V98H88ZM93 100V99H92ZM110 100V99H109ZM258 100H259V97H258ZM3 101V103H4V100H2ZM2 101H0V123H3V120H8L9 119V122L12 120V122H14V121H18V120H20V124H21V120H23L22 118L23 117H18V113L19 112H17V114L16 115H12L11 114V112L12 111H9V108H7L8 110H3L2 109V107L1 106H9L8 104L10 103V101H9V103L6 105V103H4L5 105H1L2 104ZM16 101H17V98H16ZM27 101V102H28ZM52 101V100H51ZM55 101V100H54ZM56 101V102H57ZM70 101V100H69ZM70 101V102H71ZM102 101V103H103V100H101ZM112 101V102H113ZM13 102V103H14ZM35 102V101H34ZM34 102H33V104H34ZM35 102V103H36ZM48 102V101H47ZM47 102H43V103H47ZM66 102V101H65ZM70 102H68V103H66V104H69ZM80 102V101H79ZM12 103V104H13ZM17 103V106H20V105H18L19 103L18 102H16ZM38 102L36 103L37 105L39 104ZM63 103V102H62ZM99 103H101V102H99ZM104 103H105V101H104ZM103 103V104H104ZM42 104V103H41ZM57 104V103H56ZM55 104V105H56ZM60 104V103H59ZM96 104V103H95ZM107 104V103H106ZM108 104H109V101H108ZM108 104H107V106H108ZM114 104V103H113ZM11 105V104H10ZM30 105V104H29ZM36 105V106H37ZM46 105V104H45ZM55 105H54V103H53V105H52V103H51V106H54L53 108H51L50 106H49V103L44 107V109L45 108H47L48 106L50 107V113L52 112V110H54V112H55V110L56 109H54V108H57V105H56V107H55ZM75 105V104H74ZM73 105V106H74ZM98 105V104H97ZM39 106V105H38ZM37 106V107H38ZM43 106V105H42ZM60 107H62L61 105H59ZM78 106H80V103H79V105ZM77 106V107H78ZM87 106V105H86ZM98 106H100V105H98ZM103 105H101V107H102ZM106 106V105H105ZM110 106H112V103H111V105ZM116 106V105H115ZM114 106V107H115ZM119 106H120V104H119ZM34 107H35V105H34ZM60 107H59V109H60ZM66 107V106H65ZM67 107H69V105L67 106ZM72 107V106H71ZM75 107H76V105H75ZM75 107H72L71 108V110L73 109V108H75ZM81 107V106H80ZM79 107V108H80ZM84 107V106H83ZM109 107V106H108ZM6 108V107H5ZM17 108V107H16ZM19 108V107H18ZM25 108V107H24ZM40 108H42V107H39V109ZM82 108V107H81ZM103 108V107H102ZM105 108V107H104ZM115 108H117V107H115ZM119 108V107H118ZM14 109H15V106H14ZM26 109L27 108H25V110L23 111V112H25L26 111ZM31 109H32V107H31ZM35 109H36V107H35ZM38 109V108H37ZM36 109V110H37ZM43 109V108H42ZM49 109V108H48ZM52 109V110H51ZM69 110H70V107L68 108ZM83 109V108H82ZM111 109H113V107H111ZM121 109V108H120ZM19 109H17V111H18ZM61 111L60 112H62V111H64V109L62 108V109H60ZM70 110V111H71ZM91 110V109H90ZM97 110H99V109H97ZM104 110V109H103ZM118 110V109H117ZM138 110V109H137ZM198 110V109H197ZM31 111V113H32V110H30L29 109V112ZM41 111H43V110H41ZM40 111V112H41ZM45 111V110H44ZM44 111H43V114H40V115H44ZM58 111V110H57ZM68 110H67V108H66V112H67ZM76 111V110H75ZM79 111V110H78ZM122 111L123 110H120V111H118L117 113H114V114H110L109 115V112H107L108 114H98L97 115V117L95 118V120L96 121H98L97 123H99L100 122V125H101V127L103 126V128L105 129V130H109V131H112V130H120V128H122V129H124V127H123V125L124 126H128V124L129 123H132L133 125L131 126L132 128H134L135 130H138L137 132H139V130H141V129H143V128H146L147 126H155L156 124H157V122H158V120H160V119H158L159 117L162 119V117H163V119H164V117H169V118H172V119H176L177 117H179V119H181V118H183L184 119V117L187 115V113H188V111H182V110H180V109H176V111H172V110H168L167 111V113H164V114H162V113H158V112H154V113H135L134 111H131L130 110V112H125V113H122ZM23 112L21 113V115H23ZM36 112V111H35ZM72 113H73V111H71ZM200 112V111H199ZM38 113V112H37ZM46 113V112H45ZM68 113H70L69 111H68ZM106 113V112H105ZM33 114H35L34 113V110H33ZM52 114V113H51ZM56 114H58V113H56ZM75 114H77L78 115V113H76L75 112ZM81 114V113H80ZM79 114V115H80ZM82 114H84V113H82ZM87 114H88V111H87ZM96 114V113H95ZM189 114V113H188ZM20 115V114H19ZM20 115V116H21ZM39 115V116H40ZM66 115V114H65ZM69 115V114H68ZM68 115H66L67 117H69L70 118V116H68ZM70 115H72L71 117H73L74 116V114H71L70 113ZM77 115H75V117H77ZM79 115H78V117H79ZM85 115H86V113H85ZM193 115V114H192ZM23 116H25V115H23ZM27 117H28V120H29V116H28V114L26 115ZM31 116V115H30ZM36 116H38V115H36ZM47 116H49V119H51L50 117L52 116H50V114L49 115H47ZM59 117V116H61V115H56V117ZM63 116H64V114H63ZM65 116V117H66ZM81 116V115H80ZM180 116H181V118H180ZM225 116V115H224ZM31 117H33V116H31ZM53 117H55V116H53ZM64 117V118H65ZM38 118V117H37ZM41 118H44L47 122H48V120H47V118L48 117H40V119ZM60 118H62V117H60ZM85 118H87V117H85ZM92 118V117H91ZM24 119H27V118H25L24 117ZM34 119H35V117H34ZM39 119V120H40ZM73 119V118H72ZM88 119V118H87ZM87 119H85V121L87 120ZM93 119V118H92ZM166 119H168V118H166ZM175 119H174V121H175ZM32 120V119H31ZM39 120H38V122H39ZM42 120V122L44 121L43 119H41ZM52 120V119H51ZM56 120H58V122L59 121H61L59 118H57ZM62 120H63V118H62ZM71 120V119H70ZM69 120V121H70ZM74 120H75V118H74ZM78 120V119H77ZM80 120V119H79ZM79 120H78V125L77 124H75V122H72V123H74L75 125H77L79 128H77V126H76V128H73L72 127V125H71V127L73 128V130H75V129H78V131L80 132L79 134H82L83 136H80L81 137V139L83 140V141H87V143L89 142V143H91L92 142V144H93V142H95L96 141V139L93 137V136H90V134L89 135H87L86 133H84V131H85V129L83 128V124L84 123H82L81 122V124H80V122H79ZM189 120V119H188ZM34 121V123H35V120H32V122ZM64 121V120H63ZM62 121V122H63ZM76 121V120H75ZM88 121V120H87ZM90 121H92V120H90V117H89V122ZM128 122V124H126L125 125V122ZM161 121H163V120H161ZM186 121H187V116H186ZM12 122H10V123H12ZM24 122H25V120H24ZM38 122H37V124H38ZM45 122V121H44ZM43 122V123H44ZM84 122V121H83ZM88 122V123H89ZM93 122H95L94 120H93ZM126 122V123H127ZM17 123V122H16ZM33 123V124H34ZM124 123V124H123ZM163 123H167V122H163ZM262 123H263V120H262ZM9 124V123H8ZM19 124V123H18ZM36 124V123H35ZM42 124V123H41ZM46 124V123H45ZM49 124L50 123H48V126H49ZM51 124H58V123H56V121H55V123H54V120L53 121H51ZM50 124V125H51ZM95 124V123H94ZM32 125V124H31ZM30 125V126H31ZM63 125V124H62ZM159 125V124H158ZM168 125V124H167ZM167 125L165 126L166 128H167ZM3 126V125H2ZM21 126V125H20ZM23 126H25L24 124H23ZM42 127H41V130H43V131H41L42 133H45L44 132V130L46 129V127L42 124L41 125ZM43 126L45 127V129H42L43 128ZM70 126V125H69ZM74 126V125H73ZM85 126V125H84ZM157 126V125H156ZM156 126L154 127L155 129H156ZM261 120L259 119L258 120V122H257V124H256V131H260V128H261ZM31 127H36V126H31ZM30 127V128H31ZM39 127H40V124H39ZM38 127V128H39ZM50 127V126H49ZM48 127V128H49ZM54 127V126H53ZM59 127V126H58ZM63 127V126H62ZM61 127V128H62ZM64 127H65V124H64ZM100 127V128H101ZM208 128H209V126H207ZM206 127V128H207ZM23 128V127H22ZM52 128V127H51ZM50 128V129H51ZM208 128H207V130H208ZM210 128H212V127H210ZM223 128V127H222ZM15 129V128H14ZM18 129H20L19 127H18ZM40 129V128H39ZM50 129H49V131H50ZM53 129V128H52ZM56 129V131L59 133L60 132V130H57V128H55ZM55 129H53V130H55ZM60 129V128H59ZM63 130H61V131H64L65 130V128H62ZM66 129H67V127H66ZM90 129H92V128H90ZM98 129V128H97ZM96 129V130H97ZM148 129V128H147ZM214 129V128H213ZM3 130V129H2ZM32 130L33 129H31V133H32ZM47 130V129H46ZM84 130V131H83ZM95 130V131H96ZM118 130V131H119ZM163 130H164V128H163ZM206 130V129H205ZM219 130H220V128H219ZM219 130H218V132H219ZM19 131V130H18ZM25 131H28L27 129L25 130ZM34 131V130H33ZM39 131V130H38ZM48 131V132H49ZM55 131V132H56ZM70 133H67V130H66V132L65 133H67L68 135L70 134L72 137L70 138V135H69V137H66V138H70V139H73V136L75 135L74 134V132L72 133V131H70V130H68ZM77 131V130H76ZM78 131H77V133H78ZM88 131V130H87ZM122 131V130H121ZM215 131H217V130H215ZM214 130H210L209 129V131L207 132H205L207 135L206 136H208V137H211L210 138V140L212 141V140H214V141H216L217 139H215L216 138V132H215ZM36 132V134H38V133H41V132H37V131H35ZM35 132H33L34 134H35ZM51 132V131H50ZM53 132V131H52ZM55 132H53L52 134H54L53 135V137L52 138H54V136H56L55 135ZM56 132V134H58ZM82 132V133H81ZM106 132V131H105ZM160 131H158V133H159ZM261 132V131H260ZM259 132V133H260ZM88 133H89V131H88ZM204 133V134H205ZM220 133V132H219ZM46 134H48L47 136L49 137V133H46ZM46 134H44L45 136H46ZM61 134V133H60ZM59 134V135H60ZM84 134H86L85 136H84ZM122 134V133H121ZM43 135V134H42ZM51 135V134H50ZM59 135H57V137H61V135H65L64 133L63 134H61L60 136ZM110 135V134H109ZM218 135V134H217ZM65 136H67V135H65ZM77 136V135H76ZM74 137V139L75 138H77V137ZM79 136V135H78ZM103 138H107L105 135L103 136V134L101 135ZM228 136V135H227ZM51 137H50V139H51ZM79 137V138H80ZM197 137V136H196ZM218 137V136H217ZM232 137H233V135H232ZM43 138H44V136H43ZM101 138V137H100ZM229 138V137H228ZM46 137H45V142H46ZM50 139H47L48 141H50ZM61 139H65V137H63V138H61ZM60 139V140H61ZM70 139L68 140V139H65V140H68V141H65L64 140V143L65 142H69V144L70 143H72L71 141H70ZM81 139H80V141H81ZM174 139H175V137L173 136V135H167V140L170 142H173L174 141ZM232 139V138H231ZM51 140H53V139H51ZM54 140H55V138H54ZM75 140H77V139H75ZM102 140H104V139H102ZM118 140V139H117ZM209 140V141H210ZM42 141V140H41ZM56 141H58L59 142V140L56 138ZM79 141V140H78ZM142 141H143V139H142ZM62 142V141H61ZM77 142V141H76ZM82 142V141H81ZM203 142V141H202ZM217 142V141H216ZM42 143V142H41ZM43 143H44V139H43ZM52 143V144H51ZM78 143H80V142H78ZM83 143V142H82ZM141 143V142H140ZM52 146H51V145ZM50 147H54L53 146V141H51L50 142ZM60 144V143H59ZM86 144V143H85ZM84 144V145H85ZM213 144V143H212ZM65 145V144H64ZM145 145V144H144ZM214 145H215V143H214ZM224 145V144H223ZM264 144H261V146H263ZM76 146V145H75ZM74 146V147H75ZM87 147H89L90 146V149H91V146L92 145H90L89 144V146L88 145H86ZM260 146V145H259ZM44 147V146H43ZM50 147H47L48 149L50 148ZM57 147V146H56ZM59 147V146H58ZM62 147V146H61ZM60 147V148H61ZM81 147V146H80ZM79 147V148H80ZM83 147V146H82ZM219 147H220V145H219ZM9 148V147H8ZM59 148V149H60ZM65 148V147H64ZM153 147H151V149H152ZM221 148V147H220ZM7 149V148H6ZM62 149V148H61ZM66 149V148H65ZM65 149H64V151H65ZM72 149H73V147H72ZM140 149V150H139ZM168 149V148H167ZM89 150V149H88ZM143 150V148H142V146L141 145H138V144H134V143H132V148H131V151H132V153H135V154H140L139 152L140 151H142ZM228 150V149H227ZM57 151V150H56ZM96 151V150H95ZM143 151H145V150H143ZM6 152V151H5ZM8 152V151H7ZM92 152L94 153V151H85V150H83V152H82V157H86V158H89V159H86V160H84L86 163H88V164H86V163H84V161H79L78 162V164L76 165V163H75V165L77 166V167H72V168H70V170H67L66 171V168H65V171H63V172H60V171H57L56 173H57V176L56 177H58V179L60 178V179H62V180H64V181H67V180H72L73 178H75V180H73V181H75L76 182V180L78 181L79 179H81V181L82 182H84L85 180H86V182L87 183H89V182H91L92 183V181H94L93 183H97V181H95L94 179H96V180H98V179H100V178H104L105 176H106V174H107V172L109 171V170H111V169H115V171H116V168L118 169V168H120V169H122V167H119L120 165L119 164H121L122 165V159L124 158L125 159V161L127 160H129L130 158H131V154H130V152H127V151H123V152H114V153H105V154H100V155H97V158L95 159L94 157H93V155H92ZM97 152H98V150H97ZM97 152H95V153H97ZM49 153V152H48ZM51 153H53V155H54V152H52V149H51ZM61 153V152H60ZM43 155H45L44 153H42ZM134 154V155H135ZM48 155V157L50 156L49 154H47ZM58 155H60V154H58ZM57 155V156H58ZM65 155V154H64ZM2 156V155H1ZM0 156V157H1ZM5 156V155H4ZM3 156V158H5ZM52 156V155H51ZM50 156V157H51ZM62 156V155H61ZM147 156V155H146ZM218 156V155H217ZM223 156V155H222ZM49 157V158H50ZM56 157V156H55ZM2 158V157H1ZM52 158H54V156H52L50 159H52ZM214 158V157H213ZM212 158V159H213ZM216 158V157H215ZM38 160H39V158H37ZM42 159V158H41ZM56 158H54V160H55ZM61 159V158H60ZM208 160V159H207ZM37 161V160H36ZM40 161H42V160H40ZM76 161V160H75ZM98 161V163H96ZM135 161V160H134ZM92 162V165H91V167H93V169H95V167L93 166L94 164H95V166L96 167H98V170L100 169L101 171V176H98V175H96V176H98V177H100V178H96V176H95V178L93 177V175H87L86 173H85V171H84V169H81V167H80V163H84V164H82L81 166H82V168L86 165H89V163H91ZM124 162V161H123ZM74 163V162H73ZM72 163V164H73ZM124 164V163H123ZM223 164V160L221 159V157L220 158H218V159H216V162L215 163H211V164H209L208 165V168L210 169V171L211 172H213V173H216V172H219L220 171V166ZM42 165V164H41ZM54 165V164H53ZM124 165H126V163L124 164ZM71 166H73V165H71ZM124 167V166H123ZM126 167H127V165H126ZM125 167V168H126ZM205 167V166H204ZM222 167V166H221ZM224 167V166H223ZM85 168V167H84ZM124 168V169H125ZM148 168V167H147ZM68 169V168H67ZM123 169V170H124ZM205 169V168H204ZM222 170V169H221ZM94 171H96V170H94ZM118 171V170H117ZM51 172V171H50ZM53 172H54V170H53ZM124 173H126L125 171H123ZM82 173H84L83 175L84 176H82V175H79L78 176V174H82ZM115 173H117V172H115ZM114 173V174H115ZM120 173H122V170H120ZM48 174V173H47ZM92 174V173H91ZM8 175V174H7ZM50 175V174H49ZM108 175V174H107ZM116 175V174H115ZM12 175H10V177H11ZM14 176V175H13ZM47 176V175H46ZM114 176V175H113ZM122 176V175H121ZM124 176V175H123ZM210 176V175H209ZM213 176V175H212ZM110 177H112V176H110ZM116 176H114L113 178H115ZM49 178H50V180H51V178H54V177H50L49 176ZM94 178V179H93ZM107 178V177H106ZM106 178H104V179H106ZM116 178H119V176L117 175V177ZM115 178V179H116ZM124 178V177H123ZM10 179H13V178H10ZM47 179H48V176H47ZM54 179H57V178H54ZM57 179V180H58ZM59 179V180H60ZM102 179H100V181L102 180ZM108 179V178H107ZM4 180H6L7 181V178L6 179H4ZM9 180V179H8ZM17 180V179H16ZM87 180H91V181H87ZM13 181V180H12ZM11 181V182H12ZM15 181V180H14ZM80 181V180H79ZM99 181V180H98ZM3 181H1V183H2ZM10 182V181H9ZM18 182V181H17ZM58 182V181H57ZM61 182V181H60ZM81 182V183H82ZM103 182V181H102ZM5 183V182H4ZM7 184H8V182H6ZM95 183V184H96ZM100 183V182H99ZM107 183V182H106ZM6 184V185H7ZM35 184V183H34ZM84 184H86V183H84ZM5 185V186H6ZM12 185V184H11ZM13 185H15V183L13 184ZM78 185V184H77ZM91 185V184H90ZM45 186V185H44ZM43 186V187H44ZM51 186V185H50ZM3 187V186H2ZM11 187V186H10ZM13 187V186H12ZM28 187V186H27ZM34 187V186H33ZM36 187V186H35ZM34 187V188H35ZM46 187H48V186H46ZM14 188V187H13ZM32 188V187H31ZM30 188V189H31ZM73 188H80V187H77V186H51L50 188L48 187V190H45V191H43L42 190V192H44L45 194H48L49 196H53V195H55V194H57V195H60L61 193H69V191H71ZM81 188H94L93 187V185H91V186H88V187H81ZM5 189V188H4ZM15 189V188H14ZM13 189V190H14ZM38 189V188H37ZM44 189H46V188H44ZM71 189V190H70ZM95 189V188H94ZM12 190V191H13ZM19 190V189H18ZM33 191H34V189H32ZM31 190V191H32ZM4 191V190H3ZM29 191V190H28ZM89 191H92V190H89ZM39 192H41V191H39ZM152 192V191H151ZM116 193H118V192H116ZM152 193H154V192H152ZM151 193V194H152ZM155 194V193H154ZM69 200V197L67 196V195H65L64 196V198H63V200L61 201V202H58V203H62V204H64V203H66V201H68ZM145 203V202H144ZM147 203V202H146ZM67 204H68V202H67ZM57 205V204H56ZM60 207H61V205L60 204H58ZM144 205V204H143ZM147 205H148V203H147ZM135 207V206H134ZM56 208L58 209V207L56 206ZM65 208V207H64ZM139 209H140V207H139ZM145 209V208H144ZM148 209V208H147ZM90 210V209H89ZM151 217V216H150ZM143 220V219H142ZM138 221V220H137ZM141 221V220H140ZM135 222V221H134ZM142 222V221H141ZM140 223V222H139ZM141 224V223H140ZM155 224V223H154ZM156 226H157V224L155 225V226H153L152 228H153V231H154V237L156 236ZM62 227V226H61ZM158 227V226H157ZM37 228V227H36ZM43 228V227H42ZM47 228V227H46ZM56 228V227H55ZM152 228H151V230H152ZM160 228V227H159ZM60 229V228H59ZM130 229V228H129ZM140 229H141V225H140ZM33 230V229H32ZM40 230V229H39ZM43 230L45 231V228H43ZM142 230V229H141ZM36 231V230H35ZM44 231H42V232H44ZM32 232V231H31ZM35 233V232H34ZM39 233H41V232H39ZM159 234V233H158ZM184 234V233H183ZM186 234H188V233H186ZM33 235V234H32ZM158 236V235H157ZM204 236V235H203ZM217 239V238H216ZM155 240H156V238H155ZM33 245V244H32ZM34 249V248H33ZM33 251V250H32ZM35 251V250H34ZM65 260V259H64ZM68 262V261H67ZM66 263V262H65ZM67 264V263H66Z\"/></svg>","mask_w":264,"mask_h":264}]
</instances>
